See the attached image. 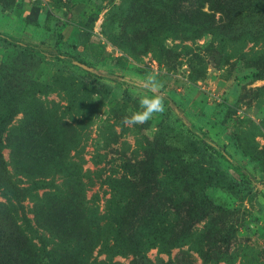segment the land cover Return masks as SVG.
Segmentation results:
<instances>
[{"label":"rangeland","instance_id":"rangeland-1","mask_svg":"<svg viewBox=\"0 0 264 264\" xmlns=\"http://www.w3.org/2000/svg\"><path fill=\"white\" fill-rule=\"evenodd\" d=\"M227 1L0 0V264H79L85 229L131 264L110 255L127 199L164 216L131 211L155 243L133 264H264V0ZM147 74L165 110L126 126Z\"/></svg>","mask_w":264,"mask_h":264},{"label":"trees","instance_id":"trees-1","mask_svg":"<svg viewBox=\"0 0 264 264\" xmlns=\"http://www.w3.org/2000/svg\"><path fill=\"white\" fill-rule=\"evenodd\" d=\"M223 3H228L227 0H223ZM206 15V14H205ZM195 23L198 22V24H207L205 21H197V20H193ZM188 22L191 24L190 20H188ZM211 22V21H210ZM85 63V62H84ZM92 83L95 86H102L104 87V89H106V85L107 84L106 82H103V81H97V80H92ZM201 139L203 141V143L205 145H207L209 148L213 149L219 156H221L223 159H225L226 161L230 162L232 164V166L237 169V170H241L240 166L238 165V163H236L235 161H233L231 159V156L226 154V152H224L219 146H217L216 144L214 143H211L209 141H207L203 136H201ZM5 176V179L8 181V184H9V187L7 188L5 186V189H8L7 191H9L10 193H12L15 197L17 198H20L23 197V195L25 194V192L28 190L27 186H20V185H14V183L9 179L8 176L4 175ZM234 185H242L240 182H236L235 180H232L231 181ZM40 195L39 194H36L35 198H39ZM129 199H127V201L124 203V205H122L121 207L123 208V211H122V214L120 215V218L117 219L114 223H116L118 226L115 227V233L113 234L114 237H113V240H112V244H111V253L110 255H114L116 254L117 252L113 253L112 252V249H114V247H118V249H122V252L123 250L129 252L127 254H131L133 256V259L131 260V264H133V262L135 261H139L140 258H144L146 255H145V251L146 249L149 247H152V245H154L155 243H151V244H148L147 243V240L146 241H142V238H139L137 235H135L133 232H132V228L130 227V215L131 214V211L135 210L137 207L140 208V206H143L144 207V210H145V213L148 212V210L151 208V207H148L147 204H137L133 201H128ZM52 206V205H51ZM56 205L53 207L55 210H57L56 208ZM52 208V209H53ZM50 209V208H49ZM162 207H156V206H153V208L150 211V213H152L151 216H149V218H156L158 215L159 216H162ZM89 207H85L84 210L82 211L81 214H87V212H91L89 211ZM81 212V210H80ZM164 217V216H162ZM144 218H145V215H144ZM97 222L98 218H94ZM53 221L51 219V212L49 213L48 215V218L46 219L45 221V225L46 227H53L52 222ZM166 227L169 229V232L173 233L174 229H175V225L173 223H166ZM170 225V227H168ZM60 227L61 229H63L64 231L67 232V229H68V225L65 224L64 222H60ZM44 228V227H42ZM73 228V227H72ZM66 235V238H64V244H69L67 245L68 247H72L74 246L72 243V234H74L75 232V229H73L72 232L70 233H67ZM86 229L85 231L83 232V234H80V236L78 237L76 235V249H77V252H78V257L80 259V263L79 264H119L117 262H114L112 259H109V258H101L99 259L97 256L94 258L93 254L95 252V248L97 247V245L92 241L91 238H89L87 235H86ZM88 233V232H87ZM140 233V232H139ZM65 237V236H64ZM158 236H154V238H157ZM23 239V238H22ZM22 239L20 238H16L15 239V243L19 242L20 240L22 241ZM177 239V235H172L171 238H167L166 241L168 242V244H170L172 247L174 245V241ZM61 240V241H63ZM31 242V241H29ZM103 242V241H102ZM165 242V241H164ZM160 243V242H158ZM31 246L34 244L31 242L30 243ZM146 245H149L147 246L146 248ZM75 247V246H74ZM31 247H25L23 248V251L20 252L21 254V259H22V262L24 261H28V258H29V255H31V257L33 256V252L30 251ZM121 253V252H120ZM125 253V252H124ZM63 257L65 259H69V254L66 255V252L64 253ZM140 262V261H139ZM66 264V263H64ZM141 264V263H140Z\"/></svg>","mask_w":264,"mask_h":264},{"label":"clouds","instance_id":"clouds-1","mask_svg":"<svg viewBox=\"0 0 264 264\" xmlns=\"http://www.w3.org/2000/svg\"><path fill=\"white\" fill-rule=\"evenodd\" d=\"M141 87L143 92H134L133 97L138 99L139 110L123 118V123L127 125L145 124L154 114L162 113L165 110V97L161 94L160 89L163 83L153 74H147ZM148 93H151L149 95Z\"/></svg>","mask_w":264,"mask_h":264},{"label":"water","instance_id":"water-1","mask_svg":"<svg viewBox=\"0 0 264 264\" xmlns=\"http://www.w3.org/2000/svg\"><path fill=\"white\" fill-rule=\"evenodd\" d=\"M76 63H77V65H79V66H81V67H83L85 69H88V70L92 69V67L90 65H88L87 63H84V62H81V61H77Z\"/></svg>","mask_w":264,"mask_h":264}]
</instances>
